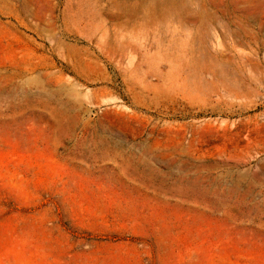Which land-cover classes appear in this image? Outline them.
Listing matches in <instances>:
<instances>
[{
    "label": "rangeland",
    "instance_id": "374dc122",
    "mask_svg": "<svg viewBox=\"0 0 264 264\" xmlns=\"http://www.w3.org/2000/svg\"><path fill=\"white\" fill-rule=\"evenodd\" d=\"M118 1L0 0V264H264V0Z\"/></svg>",
    "mask_w": 264,
    "mask_h": 264
},
{
    "label": "bare ground",
    "instance_id": "6f19581e",
    "mask_svg": "<svg viewBox=\"0 0 264 264\" xmlns=\"http://www.w3.org/2000/svg\"><path fill=\"white\" fill-rule=\"evenodd\" d=\"M119 1H121V0H119ZM119 1H118V2H119ZM129 7H130V6H129ZM135 9H136V8H135ZM135 9L133 8V10H135ZM136 10H137V9H136ZM136 10H135V11H136Z\"/></svg>",
    "mask_w": 264,
    "mask_h": 264
}]
</instances>
